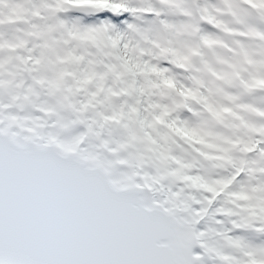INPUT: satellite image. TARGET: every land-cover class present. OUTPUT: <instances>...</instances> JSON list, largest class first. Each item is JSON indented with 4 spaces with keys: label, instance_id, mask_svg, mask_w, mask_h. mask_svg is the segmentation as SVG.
<instances>
[{
    "label": "snow or ice",
    "instance_id": "6c2138e0",
    "mask_svg": "<svg viewBox=\"0 0 264 264\" xmlns=\"http://www.w3.org/2000/svg\"><path fill=\"white\" fill-rule=\"evenodd\" d=\"M0 264H264V0H0Z\"/></svg>",
    "mask_w": 264,
    "mask_h": 264
}]
</instances>
